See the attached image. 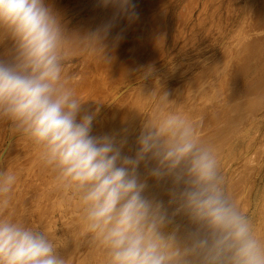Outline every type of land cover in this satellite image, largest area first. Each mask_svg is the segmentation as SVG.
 <instances>
[{
    "label": "clouds",
    "instance_id": "obj_1",
    "mask_svg": "<svg viewBox=\"0 0 264 264\" xmlns=\"http://www.w3.org/2000/svg\"><path fill=\"white\" fill-rule=\"evenodd\" d=\"M104 3L123 8L128 0ZM73 37L81 50L104 51L99 31L69 35L44 0H0V43L13 46L11 61L0 60V122L9 140L37 147L57 188L75 199L82 234L102 264H264V230L230 194L201 121L163 107L146 115L134 156L123 153L126 140L92 135L96 113L65 71ZM159 100L166 104L168 94ZM142 164L170 183L171 211L146 194ZM17 183L0 162V264H69L47 230L8 213ZM177 216L191 227L182 229Z\"/></svg>",
    "mask_w": 264,
    "mask_h": 264
},
{
    "label": "rangeland",
    "instance_id": "obj_2",
    "mask_svg": "<svg viewBox=\"0 0 264 264\" xmlns=\"http://www.w3.org/2000/svg\"><path fill=\"white\" fill-rule=\"evenodd\" d=\"M44 2L69 35L83 37L99 31L104 37L103 52L81 50L82 45L73 37L76 54L65 70L81 98L87 101L85 109L96 113L92 135L112 136L117 142L126 140L123 153L134 156L141 122L163 107L202 122L204 142H211L216 152L221 150L218 155L225 178L240 169L246 173L249 165L256 169L264 155V104L248 107L247 93L251 88H264V0H128L123 8L116 3L105 4L104 0ZM227 38L230 42L224 51ZM12 49L10 40L0 43V60L10 62ZM163 92L169 99L164 105L159 100ZM0 129L2 152L9 132L6 123L0 122ZM17 137L7 168H14L22 179L18 177L20 181L13 189L8 213L47 230L63 246L59 252L69 259V264H102L101 253L89 248L82 234L75 199L57 188L53 173L38 158L37 147ZM244 154L251 158L244 164L248 169L241 162ZM146 170L143 164L139 168L140 176L147 178L141 177L148 184L146 192L153 196L160 192L159 197H154L160 201L170 191V183L163 181L161 186L162 181L148 176ZM154 187H160V191L152 190ZM161 187H166L165 192ZM263 193L264 165L256 173L251 211L257 212ZM180 225L182 229L191 227L187 220Z\"/></svg>",
    "mask_w": 264,
    "mask_h": 264
},
{
    "label": "bare ground",
    "instance_id": "obj_3",
    "mask_svg": "<svg viewBox=\"0 0 264 264\" xmlns=\"http://www.w3.org/2000/svg\"><path fill=\"white\" fill-rule=\"evenodd\" d=\"M130 1V0H129ZM139 4V3H138ZM130 5V4H129ZM130 9V8H129ZM131 13H132V11H131ZM264 14V13H263ZM231 34V33H230ZM228 37V36H227ZM230 38V37H229ZM228 39V38H227ZM225 41H226V39H225ZM224 41V42H225ZM223 42V43H224ZM228 42H230L229 41V39L226 41V43L224 44V47L222 48L224 51L226 50L225 48L226 47H228V45L229 44H227ZM223 43H222V45L221 46H223ZM243 47H247L246 45L245 46H243ZM246 49V48H245ZM253 58V57H252ZM219 63V61L216 63V64H218ZM159 66H161V65H159ZM218 66V65H217ZM217 66H216V68H217ZM163 67V66H162ZM215 67V66H214ZM260 71V70H259ZM146 74H148V73H146ZM193 75V74H192ZM179 76V75H178ZM180 81V79H177L176 80V82H179ZM161 84V83H160ZM165 84V83H164ZM129 85V84H128ZM130 86V85H129ZM157 87H159V86H157ZM161 88V87H160ZM249 90V89H248ZM252 90H253V92H252ZM164 93V92H163ZM247 94H249L248 96V101H249V105L250 106H248V107H251V106H254V105H258V104H260V103H262V104H264V88H254V89H252L251 88V92L250 93H247ZM147 96V95H146ZM242 95H240V97H241ZM239 97V96H238ZM247 97V96H246ZM216 99V98H215ZM244 100V99H243ZM246 100V99H245ZM239 101H240V99H239ZM197 102V101H196ZM235 102V101H234ZM233 102V103H234ZM242 102V101H241ZM151 103V102H150ZM154 103H155V101H154ZM216 103V102H215ZM236 103V102H235ZM246 103V102H245ZM181 104V103H180ZM190 104V103H189ZM150 105V104H149ZM209 105V104H208ZM230 105V104H229ZM241 105V104H240ZM237 106V105H236ZM245 106H246V104H245ZM238 107V106H237ZM236 107V108H237ZM148 108V107H147ZM146 108V109H147ZM150 108V107H149ZM213 108V107H212ZM234 109H235V107H233ZM233 108H232V110H233ZM253 108V107H252ZM260 108V107H259ZM258 108V109H259ZM244 109V108H243ZM212 110V109H211ZM218 110H220V109H218ZM222 110H225V108L224 109H222ZM222 110H220V111H222ZM240 110V109H239ZM238 110V111H239ZM250 110V109H249ZM226 111H227V109H226ZM242 111V110H241ZM256 111V110H255ZM214 112V111H213ZM249 112V111H248ZM200 113V112H199ZM215 113V112H214ZM243 113V112H242ZM247 112H245V114H246ZM238 114V113H237ZM244 114V113H243ZM250 114V113H249ZM248 114V115H249ZM197 115V114H196ZM215 115V114H214ZM219 115V114H218ZM234 115V114H233ZM242 115V114H241ZM255 115V114H254ZM225 116V115H224ZM149 117V116H148ZM195 117V116H194ZM208 117H209V115H208ZM211 117H212V115H211ZM231 117V116H230ZM237 117V116H236ZM241 117H244V116H241ZM241 117L239 118V119H241ZM203 118V117H202ZM205 118H207V117H205ZM215 118H216V116H215ZM223 118V117H222ZM226 118V117H225ZM233 118H235V117H233ZM248 118V117H247ZM252 118V117H251ZM210 119V118H209ZM219 119V118H218ZM224 119V118H223ZM246 119V118H245ZM208 120V119H207ZM214 120V119H213ZM230 120V119H229ZM232 120V119H231ZM143 121V120H142ZM204 121V120H203ZM209 121H211V119L209 120ZM220 121V120H219ZM227 121V120H226ZM237 121V120H236ZM215 121H213L212 123H214ZM242 122V121H241ZM247 122V121H246ZM139 123V122H138ZM142 124H143V122H141ZM211 123V122H210ZM216 123H217V121H216ZM223 123V122H222ZM228 124V122H225V124ZM239 123V122H238ZM230 124V123H229ZM232 124V123H231ZM221 125V124H220ZM141 126V125H140ZM215 126V125H214ZM2 127H3V125H2ZM138 127V126H137ZM202 127H204V126H202ZM211 127V126H210ZM218 127V126H217ZM225 127V126H224ZM229 127V126H228ZM234 127V126H233ZM4 128V127H3ZM139 128H141V127H139ZM241 128V127H240ZM207 129V128H206ZM232 129V128H231ZM236 129V128H235ZM135 130H138L139 131V129H137V128H135ZM201 130H202V128H201ZM221 130H222V128H221ZM247 130V129H246ZM0 131H1V129H0ZM138 131L137 132H135V133H138ZM218 132H220L219 131V129L217 130ZM229 131V130H228ZM231 131V130H230ZM264 131V130H263ZM205 132V131H204ZM216 132V131H215ZM222 132V131H221ZM132 133V132H131ZM208 133V132H207ZM212 133V132H211ZM214 133V132H213ZM233 133V132H232ZM216 134V133H215ZM132 135V134H131ZM135 135H137V134H135ZM222 135V134H221ZM221 135H219V138H221L220 136ZM225 135V134H224ZM228 135V134H227ZM236 135V134H235ZM134 136V135H133ZM230 136V135H229ZM119 137V136H118ZM130 137V136H129ZM134 137H136V136H134ZM224 137V136H223ZM234 137V136H233ZM204 138V137H203ZM224 138H226V137H224ZM238 138V137H237ZM17 139H18V137L16 136L14 139H12V140H9V133H8V137H7V140L5 141L6 142V144H5V146H4V148H3V150H2V152H0V162H2V164H3V166L6 168L7 167V165H8V163H9V161H7L8 159V157L11 155V154H13V153H11L10 154V149H11V147L13 146V144H14V142H15V140L17 141ZM20 139H21V137H20ZM132 139V138H131ZM136 139V138H135ZM214 139H216V138H214ZM221 139H223V138H221ZM230 139H232V138H230ZM134 140V139H133ZM205 140V139H204ZM212 140V139H211ZM19 141V140H18ZM132 141V140H131ZM213 141V140H212ZM218 141H219V139H218ZM224 141V140H223ZM3 142V141H2ZM29 142V141H28ZM227 142V141H226ZM229 142V141H228ZM228 142L226 143V144H228ZM222 143V142H221ZM224 143V142H223ZM231 143V142H230ZM18 144H20V143H18ZM26 145H27V143H25ZM29 144V143H28ZM135 144V143H134ZM209 144H211V142L209 143ZM214 144V143H213ZM16 145V144H15ZM21 145V144H20ZM215 145V144H214ZM219 145V144H218ZM29 146V145H28ZM34 146V145H33ZM33 146H32V148H33ZM217 146V145H216ZM224 146H225V148H226V145L224 144ZM27 147V146H26ZM25 147V148H26ZM30 147V146H29ZM220 147V146H219ZM14 148V147H13ZM24 148V149H25ZM130 148H132V147H130ZM218 148V147H217ZM221 148H223L224 149V147H221ZM229 148H230V145H229ZM229 148H227V149H229ZM261 148V147H260ZM29 149V151L28 152H30V148H28ZM226 149V150H227ZM17 150V149H16ZM26 150H27V148H26ZM260 150V149H259ZM11 151H13L14 152V150H12L11 149ZM18 151V150H17ZM27 152V151H26ZM28 152H27V154H28ZM31 152H33V150L31 151ZM136 152V151H135ZM219 152V154H221V150L220 151H218ZM218 152H217V154H218ZM253 152V151H252ZM264 152V151H263ZM24 153V152H23ZM26 154V153H25ZM260 154V153H259ZM258 154V155H259ZM264 154V153H263ZM263 154H261V155H263ZM20 155H23V154H20ZM131 155V154H130ZM245 155V154H244ZM249 155V154H248ZM248 155L246 154L245 156H243V158L241 159L242 161L241 162H243V164L242 165H244V164H247V163H249L250 161H251V158L250 157H248ZM24 156V155H23ZM22 156V157H23ZM26 157V156H25ZM219 157H221L220 155H219ZM259 157H261V156H259ZM259 157L257 158L258 160H259ZM9 159H10V157H9ZM20 159H22V158H20ZM20 159H18V161H20ZM261 159V158H260ZM252 160H253V158H252ZM223 161V160H222ZM12 162V161H11ZM239 163V162H238ZM13 164L15 165L16 163L14 162V160H13ZM26 164V163H25ZM37 164V163H36ZM256 164H258V161H257V163ZM253 165V164H252ZM255 165V164H254ZM253 165V167H255ZM264 165V155L262 156V161L260 160L259 161V164L256 166V169L254 170V168H252L251 167V165H249V167H250V170H247L248 169V167H246L245 165V168H247L246 170H247V172L246 173H244V170H241L240 168H238V169H240V171L238 172V170L236 171V172H238V173H234V172H232L233 174H230L227 178H226V180H227V186H228V190H229V192H230V194L234 197V198H236L237 200H238V202H239V204H240V206L242 207V209L246 212V213H248L252 218H253V220L257 223V225H258V228H260L261 230H264V200H263V202L262 201H260V202H262V203H260L259 201V205H258V207H257V212H256V210L255 211H251L252 210V196H253V192H254V187H255V178H256V173L259 171V169L260 168H262V166ZM16 167V166H15ZM36 168V167H35ZM34 168V169H35ZM225 168V167H224ZM27 169V168H26ZM13 170H14V168H13ZM19 170V169H18ZM21 170V169H20ZM31 171H32V169H30ZM21 171H24V169L22 168V170ZM21 171H19V172H21ZM147 171V170H146ZM225 171V170H224ZM226 171H228V170H226ZM241 171H243V172H241ZM262 171V170H261ZM241 172V173H240ZM22 173H24V172H22ZM22 173H21V176H22ZM147 173H148V171H147ZM244 173V174H243ZM16 174H18V177H20V175H19V173H18V171H17V173ZM25 175H26V173H24ZM36 174V173H35ZM142 174V173H141ZM224 175L226 174L225 172L223 173ZM246 174V175H245ZM146 175V174H145ZM24 176V175H23ZM142 177V176H141ZM145 179H147L145 176H143ZM142 177V178H143ZM19 179H22L21 177L19 178ZM154 180V179H153ZM19 181L20 180H18V183H19ZM155 181V180H154ZM151 183H153V181H151ZM157 182L155 181L154 182V184H156ZM166 183V182H165ZM25 184V183H24ZM153 184V186H155ZM163 184V181H162V183H161V186H163L162 185ZM169 184V183H168ZM167 184V185H168ZM26 185V184H25ZM159 185H160V183H159ZM166 185V184H165ZM157 186H158V184H157ZM157 186H155V187H157ZM151 187H152V184H151ZM155 187L154 188H152V190H154L155 189ZM167 187V186H166ZM166 187H161L162 188V191H164L165 192V189L164 188H166ZM168 187H170L169 185H168ZM159 189V191H160V187H158ZM157 189H155L154 191H156ZM157 190V191H158ZM150 192V190L148 191V193ZM163 193V192H162ZM161 193V195L160 196H162L163 194ZM146 194H147V192H146ZM151 194V193H150ZM149 194V195H150ZM159 194H160V192L158 193V197H159ZM264 194V193H263ZM262 194V195H263ZM152 195V194H151ZM154 195L156 196V192H154ZM155 196H151V197H155ZM157 196H156V198H157ZM263 198H264V196H262ZM15 198V197H14ZM161 198V197H160ZM170 199H171V194H170V191H168V193L164 196V198H163V196H162V199L160 200V201H162L163 203H164V206L166 207V208H171L174 204H172V205H169V201H170ZM258 200V199H257ZM259 200H261V199H259ZM168 209V210H169ZM255 209H256V207H255ZM253 210H254V207H253ZM187 220V218L186 217H180V219L178 220V221H176V223H178L179 225L181 224V223H184L185 221ZM75 223V222H74ZM78 223V222H77ZM183 225V224H182ZM185 225V224H184ZM188 225V224H187ZM186 226V225H185ZM83 239V238H82ZM81 242V241H80ZM82 244V243H81ZM76 245V244H75ZM88 245V244H87ZM75 248V247H74ZM81 248V247H80ZM67 249V248H66ZM75 251V250H74ZM72 253V252H71ZM65 254V253H64ZM76 255V254H75ZM80 255H81V253H80ZM70 257V256H69ZM77 263V262H76ZM81 263V262H80Z\"/></svg>",
    "mask_w": 264,
    "mask_h": 264
}]
</instances>
